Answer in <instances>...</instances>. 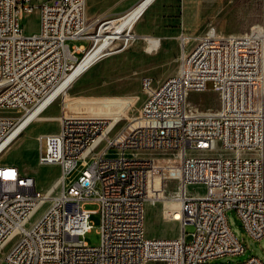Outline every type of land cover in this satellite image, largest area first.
<instances>
[{"label": "built area", "instance_id": "1", "mask_svg": "<svg viewBox=\"0 0 264 264\" xmlns=\"http://www.w3.org/2000/svg\"><path fill=\"white\" fill-rule=\"evenodd\" d=\"M34 11L39 29L26 33L21 19ZM109 18L92 32L86 0H0V156L25 115L58 99V130L40 136L45 147L37 160L59 166L63 195L62 203L49 202L36 216L48 193L17 166L0 163V245H9L8 263L204 264L243 253L226 211L236 212L251 237L264 235L263 27L228 34L209 29L197 36L190 42L193 57L183 51L174 74L161 81L140 78L141 115L130 119L123 107L115 119L108 110H120L118 105L73 100L63 89L55 93L98 43ZM79 38L89 39V46L67 43ZM187 42L189 36H182ZM208 81L218 104L200 110L188 94L206 91ZM101 128L114 130L113 146L99 144ZM133 148L145 150L143 164L129 160ZM79 155L93 158V168L72 180ZM172 181L176 189L168 192ZM190 185L204 190L190 191ZM172 199L180 217L173 210L163 215L179 222L180 234L148 236L147 205L163 207ZM93 213L99 215L97 245L84 240ZM24 215H34V229L20 227ZM186 225L193 227L189 241ZM235 264L264 262L251 255Z\"/></svg>", "mask_w": 264, "mask_h": 264}, {"label": "rangeland", "instance_id": "2", "mask_svg": "<svg viewBox=\"0 0 264 264\" xmlns=\"http://www.w3.org/2000/svg\"><path fill=\"white\" fill-rule=\"evenodd\" d=\"M39 1V0H38ZM138 0H86V15L90 21H95L92 32H95L101 20L109 17H119L131 8ZM21 26L26 33L36 32L39 29L38 12L25 14L21 19ZM260 25L264 29V0H155L132 26L130 34L135 39L125 43L115 40L112 48L101 59L96 61L86 73L74 82L65 92L73 100L88 101L90 104L103 103L105 106L116 107L108 111L120 114L117 111L125 108V116L137 117L141 115L140 105L145 98L141 89L140 78L143 75L152 76L155 81L174 74L178 69L180 54L184 57H193L191 41L214 28L219 33H242L252 26ZM143 36H152L159 39L156 50H148ZM182 36H189V43H181ZM70 46L83 45L87 48L89 39H69ZM78 56H81L79 54ZM188 100L198 106L200 110L214 109L218 104L217 93L212 89L211 81L206 83V91H190ZM92 109L98 106L89 105ZM59 111V100H55L40 117L28 126L1 154L0 163L15 165L22 173L35 179L36 188L45 192L60 174L57 164H39L40 149L45 147V139H37L41 132H55L58 121L54 116ZM54 115V116H53ZM120 121L118 126L122 124ZM76 168L71 174L72 180L80 173ZM58 189V188H56ZM176 189L175 182L169 183L168 192ZM190 191L202 192L201 185H190ZM148 204L145 214V230L151 237H175L181 232L177 221L167 219L163 210H174L177 203ZM47 200L37 213L38 216L47 206ZM94 208V205H87ZM227 221L234 235L242 240L244 252L237 255H223L210 259L204 264H235L246 260L251 255L257 256L264 262V235L255 239L246 233L239 217L233 209L226 211ZM177 218V217H176ZM92 223L84 240L90 245H97L100 241L99 215L90 216ZM192 225H186V241L190 240ZM0 253V264H9ZM157 264V263H149Z\"/></svg>", "mask_w": 264, "mask_h": 264}, {"label": "bare ground", "instance_id": "3", "mask_svg": "<svg viewBox=\"0 0 264 264\" xmlns=\"http://www.w3.org/2000/svg\"><path fill=\"white\" fill-rule=\"evenodd\" d=\"M154 1L155 0H138L123 15L119 17H110L107 21H105L102 24V26H100L99 29L98 43L87 54V56L74 68V70L71 73H69V75L63 81V83L58 87L55 93L62 89L66 92L67 89L74 82H76L81 76H83L86 73V71H88V69L96 61H98L108 53L107 51H109L112 48L111 46L113 45L115 40H122L125 43H127L128 40L135 39L134 38L135 34L133 33L130 34L132 30V26L137 22V20L143 15L146 9ZM212 29L214 30V28H211L210 30ZM143 38L146 40L148 50H156L159 47L160 41L158 38L152 36H143ZM47 108L42 109V106H39L31 110V112L28 113L27 115H25V117H23L16 125L13 133L14 138L11 141V143L28 126H30V124L36 121ZM111 116L115 117V119L119 117L118 114H111ZM132 119H137V117H133ZM39 138L40 135H38L37 139ZM115 141H116V134L114 133V130H108V128H101L98 135V142L100 145L113 146ZM129 160L131 162H134V164H143L145 160V150L142 148H133L131 151H129ZM77 164H79L81 171H90L91 168H93V158H91L88 155H79L77 156ZM44 193H48V200L50 203L63 202L60 174L58 178L54 181V183L49 188H47ZM173 202L177 203V207L173 210L172 213L175 214L176 217L178 218L180 217V212L177 209L178 202L172 199V200H168L167 203H173ZM20 227L22 229H34L35 227L34 215H24L23 218L20 220ZM5 248H7V251L3 254V256L4 259L8 261V259L10 258L9 245H0V253H3V250Z\"/></svg>", "mask_w": 264, "mask_h": 264}, {"label": "crops", "instance_id": "4", "mask_svg": "<svg viewBox=\"0 0 264 264\" xmlns=\"http://www.w3.org/2000/svg\"><path fill=\"white\" fill-rule=\"evenodd\" d=\"M58 113H59V111L57 112V114H55L56 116L53 115V116L55 117V119L57 118ZM58 126H59V125H58ZM57 130H58V129H57ZM57 130H56V131H57ZM46 133H49V131H45L44 133L41 132V133H40V136L43 135V134H46ZM17 139H18V138H17ZM51 165H53V164H51Z\"/></svg>", "mask_w": 264, "mask_h": 264}, {"label": "snow or ice", "instance_id": "5", "mask_svg": "<svg viewBox=\"0 0 264 264\" xmlns=\"http://www.w3.org/2000/svg\"><path fill=\"white\" fill-rule=\"evenodd\" d=\"M2 175H5V176H9V177H11V176H13L14 174H13V173H2Z\"/></svg>", "mask_w": 264, "mask_h": 264}]
</instances>
